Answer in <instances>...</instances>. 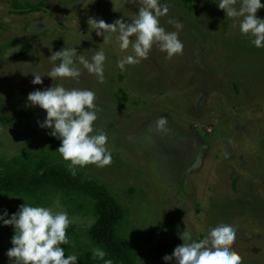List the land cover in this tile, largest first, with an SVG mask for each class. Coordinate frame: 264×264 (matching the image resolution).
<instances>
[{
    "label": "rangeland",
    "instance_id": "1",
    "mask_svg": "<svg viewBox=\"0 0 264 264\" xmlns=\"http://www.w3.org/2000/svg\"><path fill=\"white\" fill-rule=\"evenodd\" d=\"M14 1L0 0V119L15 118L11 125L0 122V172L69 167L56 151L61 142L51 144V130L38 126L46 112L26 107L27 97L55 83L92 91L94 128L107 134L112 164L77 171L105 185L125 209L119 236L137 264H165L164 257L183 244L184 231L199 241L224 223L237 228L234 248L243 264H264V49L233 27L237 22L213 0H162L170 9L161 26L177 31L169 18L184 25L182 55L168 58L154 45L147 59L121 70L117 65L131 49L122 52L116 34L103 43L88 21L131 22L140 0L116 6L111 0H16L17 8ZM257 16L264 19V8ZM67 46L89 59L103 50L104 83L85 71L78 81L45 76L33 85L31 74L46 75L54 66L49 49ZM161 118L167 120L162 130ZM24 203L58 204L55 210L73 219L76 243L68 235L70 244L61 246L65 258L95 249L88 238L95 223L89 199L67 200L54 190L37 200L3 195L0 215ZM13 236V227L0 225V264H14L6 255Z\"/></svg>",
    "mask_w": 264,
    "mask_h": 264
},
{
    "label": "clouds",
    "instance_id": "2",
    "mask_svg": "<svg viewBox=\"0 0 264 264\" xmlns=\"http://www.w3.org/2000/svg\"><path fill=\"white\" fill-rule=\"evenodd\" d=\"M116 6L128 3L129 0H111ZM142 6L138 13L126 23L123 18L109 24L103 19L92 18L88 21L97 37H103L109 42L110 34H116L119 48L122 52L131 49V53L122 59L117 67L125 70L126 65H136L149 57L154 45L159 51L166 53L168 58L182 55L184 45L179 38V31L184 25L169 18L168 23L174 25L177 31H166L161 26L162 17L169 16L170 6L162 0H140ZM226 17L232 19L233 27L239 28L242 35L248 36L257 49H264V19L257 13L264 8L261 0H213ZM47 47V46H46ZM51 51L48 60L53 62L51 71L46 75L31 74L33 85H42L43 77L47 76L54 82L57 78L79 80L86 71L95 75L99 83L105 81L106 54L103 50H95L91 58L78 54L75 47L68 46ZM93 50H89L91 52ZM59 61L57 64L56 62ZM82 66V67H81ZM95 93L84 89H67L55 86L29 93L27 106L43 109L46 118L38 121L42 129H50V135L61 142L58 148L63 160L69 162V170L76 175L77 167L84 168L95 165L99 168L112 164V152L108 147L106 133H97L94 124L98 119L95 111ZM167 120L157 121V128L163 129ZM55 206H32L24 203L16 213L9 214L7 210L0 215V225L14 228L11 247L6 255L14 264H78L76 254L65 258L62 245H69L67 230L73 223L66 211H57ZM10 216V218H9ZM179 238L183 241L177 246L171 256H165V264H243L241 255L235 250L237 228L232 223H224L211 228L207 236L199 241L193 240L187 229ZM94 259L113 264L106 259L107 253L100 248L92 250Z\"/></svg>",
    "mask_w": 264,
    "mask_h": 264
},
{
    "label": "trees",
    "instance_id": "3",
    "mask_svg": "<svg viewBox=\"0 0 264 264\" xmlns=\"http://www.w3.org/2000/svg\"><path fill=\"white\" fill-rule=\"evenodd\" d=\"M14 7H19L16 0ZM14 120L15 118L7 121L0 119V122L11 125ZM46 133L51 144L57 142L49 134L50 131L46 130ZM49 190L60 193L67 200L74 197L89 199L95 216V223L88 231L91 244L94 248L103 249L107 253L106 259H111L113 264H137L135 252L119 236V229L126 218L125 209L108 188L91 175L79 171L73 175L69 167L60 163L49 166L40 164L32 170L26 167L19 169L11 167L0 172V198L3 195H12L37 200ZM67 233L76 243L75 232L68 229ZM77 256L78 264H104V261L94 259L92 252H83Z\"/></svg>",
    "mask_w": 264,
    "mask_h": 264
}]
</instances>
